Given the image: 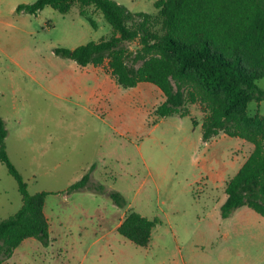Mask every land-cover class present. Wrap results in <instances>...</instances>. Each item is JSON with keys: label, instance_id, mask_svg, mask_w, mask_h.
Instances as JSON below:
<instances>
[{"label": "rangeland", "instance_id": "obj_1", "mask_svg": "<svg viewBox=\"0 0 264 264\" xmlns=\"http://www.w3.org/2000/svg\"><path fill=\"white\" fill-rule=\"evenodd\" d=\"M36 1L0 0V116L29 193L49 194L50 245L27 239L3 264H264V217L247 207L228 219L220 212L227 183L254 146L223 133L204 143L200 104H188L187 117L158 119L165 97L156 86L124 88L107 63L83 68L57 55L109 36L112 27L89 7L94 28L78 4L67 15L51 7L17 11ZM114 1L156 14L157 0ZM257 84L264 90V78ZM248 110L264 116V101ZM87 174L103 192L70 191ZM22 205L0 163V220ZM131 211L160 221L146 248L117 230Z\"/></svg>", "mask_w": 264, "mask_h": 264}, {"label": "trees", "instance_id": "obj_2", "mask_svg": "<svg viewBox=\"0 0 264 264\" xmlns=\"http://www.w3.org/2000/svg\"><path fill=\"white\" fill-rule=\"evenodd\" d=\"M77 4L80 16L94 28L97 23L88 8L99 11L112 27L110 35L73 50L58 49L56 54L83 68L107 63L117 84L124 88L141 83L156 86L165 97L154 111L158 119L187 117L186 106L200 104L206 114L204 143L222 133L251 143L253 152L227 183L221 218L228 219L244 207L264 217V116L248 112L251 102L264 101V90L257 84L264 78V0H157L156 14L133 13L114 0H37L20 5L17 11L37 15L51 7L67 15ZM135 42L138 48L133 51L130 44ZM7 137L0 116V163L16 180L23 201L15 215L0 220V264L27 239L50 245V223L45 214L49 194L29 193L9 158ZM80 189L104 191L102 186H93L89 174L70 191ZM108 195L117 206H125L119 193ZM159 223L158 218L150 220L131 211L117 230L146 248Z\"/></svg>", "mask_w": 264, "mask_h": 264}, {"label": "crops", "instance_id": "obj_3", "mask_svg": "<svg viewBox=\"0 0 264 264\" xmlns=\"http://www.w3.org/2000/svg\"><path fill=\"white\" fill-rule=\"evenodd\" d=\"M121 223H122V222H121ZM120 225H121V224H119V226H120ZM119 226H118V227H119Z\"/></svg>", "mask_w": 264, "mask_h": 264}]
</instances>
